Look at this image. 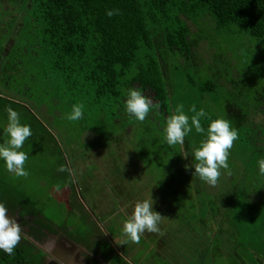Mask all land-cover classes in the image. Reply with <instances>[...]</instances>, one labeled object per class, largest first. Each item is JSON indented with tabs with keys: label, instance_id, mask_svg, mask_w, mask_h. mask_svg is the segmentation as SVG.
Wrapping results in <instances>:
<instances>
[{
	"label": "trees",
	"instance_id": "trees-1",
	"mask_svg": "<svg viewBox=\"0 0 264 264\" xmlns=\"http://www.w3.org/2000/svg\"><path fill=\"white\" fill-rule=\"evenodd\" d=\"M106 9L120 11L108 17ZM208 29L224 36L221 42H208L210 37L205 34ZM248 36L260 43L256 45L260 53L256 49L242 54L239 45L229 44L231 39L247 41ZM200 52L208 57L212 77L196 76L199 61L196 53ZM226 59L231 62L227 67L228 79L213 68L222 66ZM233 61L240 64L233 65ZM253 74L256 90L249 82ZM245 80L247 90L243 87ZM225 85L231 95L225 99L224 118L238 130L239 138L230 149L229 169H222L217 184L210 186L192 175V150L203 134L193 129L183 145L170 147L163 139V127L167 116L182 103L189 117L194 114L188 112L191 106L195 105L197 111L203 109L206 116L201 117V124L207 128L208 116L223 117L214 110ZM134 86L151 97L155 106L143 122L129 116L123 107L125 91ZM193 93L200 100L216 102L208 104L211 111L208 106L186 102ZM73 103L83 105L85 115L80 121L64 118ZM6 106L17 110L21 122L31 126L32 136L23 147L28 155L35 152V126L57 142L45 123L61 126L66 122L67 134L77 124L84 130L93 125L92 130L101 135L115 121L128 122L113 136L118 134L120 141L134 135L141 142H155L159 155L155 170L170 175L164 181L169 186L166 194L171 193L173 202L182 204L184 211L190 213L187 191L183 188H193L200 196L198 204L209 205L214 213L217 225L212 231L208 229L212 236H206L208 231L199 227L190 228L193 248L188 251L200 252L203 261L209 240L221 241L230 243L235 250L246 252L254 248L257 253L251 255L249 262L263 264L264 176L259 175L257 162L264 158V0H0L2 142L3 127L7 124ZM122 115L129 121L121 119ZM107 134L105 139L112 140V133ZM59 152L64 156L61 149ZM11 178L0 161V202L9 211L20 208L22 217L33 216L36 223L55 230V225L40 216V210ZM207 188L210 192L205 191ZM120 189L115 190L119 196L123 195ZM211 190L219 198L201 200ZM125 199L126 206L133 210L131 199ZM190 204L195 207V203ZM159 209L162 213L163 209ZM209 211L205 207L204 221ZM189 217L192 218L191 213ZM88 232L78 230L70 235L87 245L94 236V232ZM257 237L259 241L255 244ZM236 257L235 263L245 264L242 256ZM0 264H45V260L43 253L22 236L13 255L0 251Z\"/></svg>",
	"mask_w": 264,
	"mask_h": 264
},
{
	"label": "rangeland",
	"instance_id": "rangeland-1",
	"mask_svg": "<svg viewBox=\"0 0 264 264\" xmlns=\"http://www.w3.org/2000/svg\"><path fill=\"white\" fill-rule=\"evenodd\" d=\"M205 34L210 37L207 41L213 44L221 42L224 37H220L210 29ZM248 37L250 40L247 38V41L231 39L229 44L239 45L243 50L242 54L253 52L256 49L255 52L260 53L261 49L256 46L260 43L257 39ZM196 54L199 60L196 64V68L198 67L196 76L212 77L213 72L210 73L208 70L210 65L207 63L208 57H204L201 52ZM232 64L239 65L240 63L233 61ZM229 65L231 66L230 59H226L222 66H213V68L218 69L228 79L227 74L229 75L230 70L227 67ZM249 82L256 90L255 74L249 76ZM243 87L248 89V80L244 81ZM261 90H263L262 87ZM219 94L221 97L214 111L223 115L224 118L225 110H227L225 99L231 94H227L226 85ZM186 102L208 106L209 110L208 104L216 103H208L206 99L200 100L194 93L187 96ZM127 118L126 115L121 116V119ZM45 124L50 131H53L57 142L50 139L45 130L35 126V152L29 154L25 162L29 176L16 178L10 173L12 181L18 182L22 192L40 210V216L42 215L55 226L67 227L71 234L78 230L87 231V233L88 231L94 232V236L87 245H97L108 250L112 246V248L116 246L117 249H124L132 264H174L171 260L163 259L157 247L166 248L165 251L169 254L174 252L177 264H237L233 261V258L237 259L236 256H242L245 264H253L249 260L251 255H256L257 252L251 247L245 252L244 249L235 250L230 243L226 245L221 241L214 243L209 240L208 247H206L208 252L203 261L200 258L202 256L200 252L195 250L196 254H193L188 251L190 247L193 248L190 228L195 226L202 230L212 231L213 226L217 225L213 217L214 213L209 205L198 204L200 196L194 193L193 188L184 187L182 182L180 184L187 191L186 200L192 218L189 217L190 213L181 207L182 204L178 206L173 202L171 193L166 194L169 186L164 181V178L166 180L170 175L166 171L155 170V162L159 157L155 142H141L139 136L135 138L134 135L128 139L126 136L121 141L118 139V134L116 137L113 136V133L122 130L124 125H128V122L124 121L123 124L115 121L114 126L106 127L101 135H98V130H92L93 125L84 130L77 124L72 133L67 134L65 132L66 122L61 126ZM141 129L139 131L144 130ZM107 132L112 133V140L105 139L108 137ZM59 149L63 151L64 156ZM61 164L70 168L72 174L57 171ZM56 185L61 186L60 191L56 190ZM113 186L115 190L121 188L123 195H117ZM205 191L210 192L208 188ZM216 194L214 190H211L210 195H202L201 200L205 198L215 200L219 198ZM125 196L131 199L132 209L138 200L153 199L154 209L164 215L159 224L160 233L145 232L139 243L127 240L122 232L123 222L128 218L130 211L121 210L122 206H126ZM228 196H231V193ZM190 203H195V207ZM212 205L215 206V203ZM205 207L210 210L207 219H211L209 222L203 220ZM159 208L163 209L162 213ZM210 214L211 218H209ZM216 234L217 231H215V236ZM208 235L211 237L212 233L208 231L206 236ZM258 239L257 237L253 242L255 243ZM209 260L211 263H208ZM261 260L264 264V257ZM120 263L123 264L122 261ZM259 263H261L260 260Z\"/></svg>",
	"mask_w": 264,
	"mask_h": 264
},
{
	"label": "clouds",
	"instance_id": "clouds-1",
	"mask_svg": "<svg viewBox=\"0 0 264 264\" xmlns=\"http://www.w3.org/2000/svg\"><path fill=\"white\" fill-rule=\"evenodd\" d=\"M119 9H106V15L112 17L119 14ZM123 107L125 112L135 120L143 122L150 111L155 107L151 97L137 87L128 88L124 93ZM4 111L7 114V124L3 127V142L0 143V161L3 167L16 178H27L28 170L25 162L28 160V153L23 151L25 141L32 136L31 126L21 122L20 114L11 106H6ZM188 112L194 113L189 117L185 112V106L178 104L175 110L167 116L163 127V139L168 146L183 145L185 137L192 133L203 134V139L193 147L192 175L198 177L202 182L215 186L221 176V170L229 169L228 157L233 142L239 138L238 130L230 121L217 117L213 119L208 116L207 128L201 124V117L206 113L203 109L197 111L193 105ZM83 105L73 103L71 111L66 113L65 119L70 122L80 121L84 118ZM186 157V156H185ZM258 173L264 176V158L258 160ZM188 166L186 165V169ZM57 171L67 172L71 175V169L61 164ZM60 191L61 186H55ZM153 199L138 200L133 206L130 216L123 222L122 232L128 241L139 243L142 234L160 233L159 227L162 215L153 207ZM9 209L0 202V251L7 255H13L14 250L22 239V228L15 216L8 215Z\"/></svg>",
	"mask_w": 264,
	"mask_h": 264
},
{
	"label": "flooded vegetation",
	"instance_id": "flooded-vegetation-1",
	"mask_svg": "<svg viewBox=\"0 0 264 264\" xmlns=\"http://www.w3.org/2000/svg\"><path fill=\"white\" fill-rule=\"evenodd\" d=\"M121 210H130L129 212H132L128 206H122ZM8 215L15 216L17 222L21 224L22 236L28 239L43 253L45 264L49 262V259L55 257L54 255L63 258H75V256H79L80 260L85 261L86 264H92L88 255L90 248L88 246L87 248L84 247L80 242L71 238L72 236L70 235L69 229L64 231L60 229V227L54 226L55 230L51 231L46 228L45 225L39 222L36 223L37 220L34 219L33 216L22 217L20 208L10 210ZM74 245L78 247H74ZM90 251L92 252L93 250ZM95 251L97 250L95 249ZM96 253L99 256V261H101V263H106L99 252ZM67 262L69 264H75L74 261L68 260ZM76 262L78 263V261ZM107 264L109 263L107 262Z\"/></svg>",
	"mask_w": 264,
	"mask_h": 264
},
{
	"label": "crops",
	"instance_id": "crops-1",
	"mask_svg": "<svg viewBox=\"0 0 264 264\" xmlns=\"http://www.w3.org/2000/svg\"><path fill=\"white\" fill-rule=\"evenodd\" d=\"M131 213L129 212V216L131 215ZM82 245H84V244H82ZM93 246H95V245H93ZM84 247L87 248V245H84ZM95 249L97 251H95ZM165 249H162V248L157 247V251L160 254V256L163 259L171 260L174 264H177V260H175V258L173 257V256L176 257L175 253L172 252L171 254H169V253H167L165 251ZM90 250H93V251L91 252ZM90 250H89L88 255H89V259L91 260L92 264H107V262L109 264H116L117 262L119 264H121L120 261H122L123 264H132L130 262V260L128 259V257H127L128 256V253H126V250L121 249V248H118L117 249L116 246H115V248H112V247L109 248V250L106 249V248L102 249V248H98V247H96V248L95 247H90ZM104 251L107 252V253H104ZM96 252H99L100 256H102L103 260L106 263H101V261H99V256H98V254ZM54 256L55 257H52V258L55 259L57 262H59V264L61 263L60 262V258H62L64 260V263H66V264L68 263L67 262L68 260L69 261H74L75 264H78L76 261H78V262L80 261L77 257H75V258H66V257H64L63 258L61 256H59V257H56V255H54ZM79 263L81 264V262H79Z\"/></svg>",
	"mask_w": 264,
	"mask_h": 264
},
{
	"label": "water",
	"instance_id": "water-1",
	"mask_svg": "<svg viewBox=\"0 0 264 264\" xmlns=\"http://www.w3.org/2000/svg\"><path fill=\"white\" fill-rule=\"evenodd\" d=\"M59 245H60V244H59ZM74 247H78V246H75V245H74ZM75 257H77V258L80 260L79 256H75ZM49 260H51L54 264H56V263L59 264V262H57V261L54 260L53 258H51V259H49ZM54 261H55L56 263H55ZM79 262H81V264H86L85 261H82V260H80ZM79 262H78V263H79ZM48 263H49V262H47V264H48ZM61 264H66V263H62V262H61ZM67 264H69V263H67ZM79 264H80V263H79Z\"/></svg>",
	"mask_w": 264,
	"mask_h": 264
},
{
	"label": "bare ground",
	"instance_id": "bare-ground-1",
	"mask_svg": "<svg viewBox=\"0 0 264 264\" xmlns=\"http://www.w3.org/2000/svg\"><path fill=\"white\" fill-rule=\"evenodd\" d=\"M62 258H60V262H62V263H64V260L62 259ZM55 260V259H54ZM55 262V261H54ZM56 263V262H55ZM48 264H54L51 260H49V263ZM56 264H58V263H56ZM61 264V263H60Z\"/></svg>",
	"mask_w": 264,
	"mask_h": 264
}]
</instances>
